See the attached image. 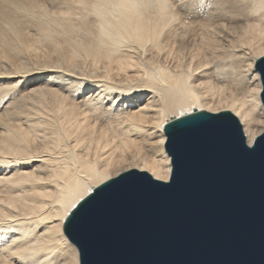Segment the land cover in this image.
<instances>
[{
  "label": "bare ground",
  "instance_id": "1",
  "mask_svg": "<svg viewBox=\"0 0 264 264\" xmlns=\"http://www.w3.org/2000/svg\"><path fill=\"white\" fill-rule=\"evenodd\" d=\"M195 2L190 40L173 0H0V264H48L49 249L79 264L69 212L125 158L168 181L172 118L230 111L248 145L264 131V0ZM237 16L225 45L219 22Z\"/></svg>",
  "mask_w": 264,
  "mask_h": 264
},
{
  "label": "water",
  "instance_id": "2",
  "mask_svg": "<svg viewBox=\"0 0 264 264\" xmlns=\"http://www.w3.org/2000/svg\"><path fill=\"white\" fill-rule=\"evenodd\" d=\"M164 133L168 181L130 169L69 212L79 264H264V131L248 145L232 112L194 110Z\"/></svg>",
  "mask_w": 264,
  "mask_h": 264
},
{
  "label": "rangeland",
  "instance_id": "3",
  "mask_svg": "<svg viewBox=\"0 0 264 264\" xmlns=\"http://www.w3.org/2000/svg\"><path fill=\"white\" fill-rule=\"evenodd\" d=\"M197 1V0H196ZM194 5H195V7H194ZM199 4H198V2H195V3H193V7L194 8H192V5L190 6V8H189V10L188 11H186V12H181L180 11V13H181V16H182V18L184 19H182L183 20V22H184V24H183V26H182V28L181 29H183L184 30V35H185V39H187V37H188V39H193V37L192 36H194V33L196 32V28H197V25H198V23H199V20H200V15L203 13V10H199V9H197V6H198ZM199 8V7H198ZM208 13L210 14V13H212V14H216L217 13V10H216V8L214 7V6H211L209 9H208ZM197 14H196V13ZM199 12V13H198ZM202 12V13H201ZM193 13V14H192ZM196 14V15H195ZM184 15V16H183ZM188 16V17H187ZM195 16H197V18L195 17ZM194 20H193V19ZM241 17H235V19H233L232 21L230 20H228V19H223V20H221L220 22H219V25H218V32L220 33L219 35H220V38H222V40L224 41V44L225 45H229V43H231V41L234 39V37H235V33H233V32H235V30H236V26L238 27L239 26V24L241 25ZM190 21V22H189ZM237 23V24H236ZM221 25V26H220ZM191 26H192V28H191ZM224 32V33H223ZM187 34H188V36H187ZM189 34H191V35H189ZM193 34V35H192ZM180 43V41H178V43L177 44H179ZM141 55V56H140ZM140 59H143V52H141L140 53ZM198 107L196 104L195 105H193V107ZM126 159V161L124 162V164L121 166V167H117L115 170H113V173L115 174V173H117L118 171L120 172V173H122V172H124V171H126L127 169H129L130 167H129V165H130V163H131V160L130 159H127V158H125Z\"/></svg>",
  "mask_w": 264,
  "mask_h": 264
},
{
  "label": "snow or ice",
  "instance_id": "4",
  "mask_svg": "<svg viewBox=\"0 0 264 264\" xmlns=\"http://www.w3.org/2000/svg\"><path fill=\"white\" fill-rule=\"evenodd\" d=\"M173 3L176 5V7L179 9V11L181 12H186L189 10L190 8V3L189 0H173ZM145 7H152L154 5L152 4H145ZM163 7L167 8L170 7V5L167 3V0H165V3L162 5ZM220 9L222 11L226 10L229 8V4L226 2H223L221 5H219ZM262 60H264V57L261 58ZM252 75H255V73H253ZM262 76H264V73H262ZM251 79V76L249 77ZM261 96L264 97V90H262L261 92ZM259 114L264 117V106H262ZM261 126H264V119L261 120ZM261 138H264V135H262ZM163 142V141H161ZM85 202V201H84ZM82 205V204H81ZM80 205V206H81ZM78 211V209H77ZM76 215V212L72 213V216L74 217ZM59 255L58 252H56L53 249H49L47 251H44L39 257L38 259H44L48 261V264H53V261L56 259V257ZM16 264H21V261L19 259H17Z\"/></svg>",
  "mask_w": 264,
  "mask_h": 264
}]
</instances>
